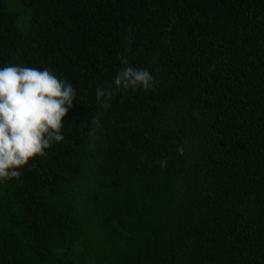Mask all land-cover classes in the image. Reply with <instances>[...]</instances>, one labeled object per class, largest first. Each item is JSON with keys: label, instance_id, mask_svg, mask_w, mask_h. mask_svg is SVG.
I'll return each mask as SVG.
<instances>
[{"label": "trees", "instance_id": "obj_1", "mask_svg": "<svg viewBox=\"0 0 264 264\" xmlns=\"http://www.w3.org/2000/svg\"><path fill=\"white\" fill-rule=\"evenodd\" d=\"M121 58L155 82L105 107ZM9 63L77 95L0 183V264H264V0H0Z\"/></svg>", "mask_w": 264, "mask_h": 264}, {"label": "clouds", "instance_id": "obj_2", "mask_svg": "<svg viewBox=\"0 0 264 264\" xmlns=\"http://www.w3.org/2000/svg\"><path fill=\"white\" fill-rule=\"evenodd\" d=\"M121 63L112 85L96 88L97 103L105 107L114 89L149 90L154 85L147 68L133 66L126 58ZM76 95L72 84L49 68L12 63L0 67V183L19 178L30 158L46 156L47 149L64 140L63 118ZM160 165L166 167L167 160Z\"/></svg>", "mask_w": 264, "mask_h": 264}]
</instances>
